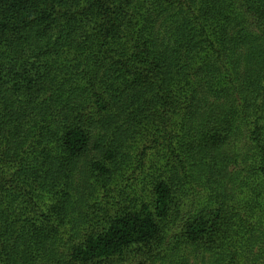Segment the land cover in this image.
<instances>
[{"label":"trees","instance_id":"trees-1","mask_svg":"<svg viewBox=\"0 0 264 264\" xmlns=\"http://www.w3.org/2000/svg\"><path fill=\"white\" fill-rule=\"evenodd\" d=\"M133 258L264 264V0H0V264Z\"/></svg>","mask_w":264,"mask_h":264},{"label":"rangeland","instance_id":"rangeland-1","mask_svg":"<svg viewBox=\"0 0 264 264\" xmlns=\"http://www.w3.org/2000/svg\"><path fill=\"white\" fill-rule=\"evenodd\" d=\"M166 127L168 130H170V124H167ZM128 150L131 152V159L126 162V169L123 170V175L120 177L116 176L113 179H109L107 188L111 189V192H113V194H117L120 190L124 191L125 189L126 191L128 190L129 195L135 199L136 197L139 200H141L142 198H149L151 182L153 181L154 175L157 173L155 169L151 168V163L156 158V150L152 149L149 151H144L142 149V142L140 141H137L136 143H133V145L128 146ZM163 156L166 157L167 153H163ZM87 172H85V174ZM86 175L92 176L89 173ZM81 177L82 176L79 173L76 177V180H78V184L83 187L84 182L81 181ZM99 179V176H96L94 180H91L89 182L87 181L86 187L88 188V190H86L85 192L87 196L81 201V209H86V206L88 208V206L93 203L96 198H99L98 191H100V193L101 190L103 191V188L100 186ZM45 200L46 198H43L41 200V203H43V201ZM65 229L67 231L68 226L65 227ZM138 259L139 258H133L125 263L118 264H167L163 263L162 260H158L157 262L153 263L148 259L143 258L142 261ZM198 264H200V262Z\"/></svg>","mask_w":264,"mask_h":264}]
</instances>
